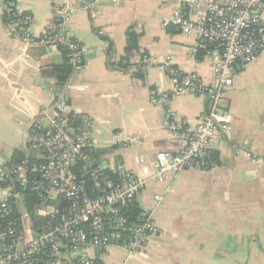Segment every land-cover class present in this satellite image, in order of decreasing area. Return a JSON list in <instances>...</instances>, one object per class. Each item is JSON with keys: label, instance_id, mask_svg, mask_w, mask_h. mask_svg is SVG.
I'll return each mask as SVG.
<instances>
[{"label": "crops", "instance_id": "obj_1", "mask_svg": "<svg viewBox=\"0 0 264 264\" xmlns=\"http://www.w3.org/2000/svg\"><path fill=\"white\" fill-rule=\"evenodd\" d=\"M70 1L16 0V7L32 17L30 30L38 36L53 29L54 10ZM175 7V0H104L96 20L78 10L68 21L84 47V66L72 70L66 82L71 87L68 112L91 117L92 153L103 168L116 160L148 177L157 153H178L185 146L181 136L173 137L162 127V109L150 104L151 97L170 90L168 75L159 66L143 69L140 62L142 53L159 63L171 56L180 72L212 80L209 63L193 56L194 36L161 27ZM130 27L138 35V50L126 53ZM63 61L60 50L44 47L32 48L25 59L0 16V164L16 149L24 154L29 125L56 98L50 90L59 89L40 71ZM226 97L233 130L230 139L211 147L220 165L181 171L169 184L149 183L136 199L142 209L151 210L153 196L163 197L152 217L159 234L150 239L146 252L131 260L118 248L122 258H112L111 249L104 255L107 263L264 264V50L234 76ZM170 107L177 121L192 128L207 110L208 99L187 93L173 97ZM137 134L140 144L122 145L123 137ZM231 143L245 144L262 161L254 165L236 157Z\"/></svg>", "mask_w": 264, "mask_h": 264}, {"label": "built area", "instance_id": "obj_2", "mask_svg": "<svg viewBox=\"0 0 264 264\" xmlns=\"http://www.w3.org/2000/svg\"><path fill=\"white\" fill-rule=\"evenodd\" d=\"M103 1L62 4L54 10L53 29L38 36L30 30L32 17L17 9L16 0H0V16L25 59L35 47H62L68 51L73 70L79 71L84 66V47L71 34L68 21L78 10L96 20ZM175 2L161 27L194 36L193 56L204 51L202 59L210 65L212 80L180 72L171 56L159 63L152 54L142 53L140 62L143 69L159 66L168 75L170 90L151 97L150 104L162 109V127L173 137L181 136L184 148L173 154L157 153L154 172L148 177L125 169L116 160L103 168L92 153V119L68 112L66 93L71 87L65 83L49 109L41 110L29 125L24 159L11 167L0 164V264H109L104 255L113 248L124 251L125 260L133 259L160 232L152 217L163 197L154 195V207L141 208L136 220L127 222L124 210L149 183L169 184L181 171L205 169L213 143L230 139L234 117L226 93L234 76L264 50V0ZM187 93L208 99L207 110L192 128L177 121L170 107L173 97ZM141 138L139 134L123 137L122 145L140 144ZM230 147L236 157L254 165L262 161L245 144L231 143ZM17 184L33 194V212L22 192L15 191ZM20 203L23 209L18 208Z\"/></svg>", "mask_w": 264, "mask_h": 264}, {"label": "trees", "instance_id": "obj_3", "mask_svg": "<svg viewBox=\"0 0 264 264\" xmlns=\"http://www.w3.org/2000/svg\"><path fill=\"white\" fill-rule=\"evenodd\" d=\"M59 50L62 52V55L64 56V61L61 64L58 65H51L46 68H42L40 71V74L42 78L46 81L48 80H54L55 86L59 89L62 88V86L66 83L67 79L72 73L73 65L70 63L69 54L68 51L64 48H59ZM138 50V35L134 33L133 27H130L126 31V46H125V52L130 53L133 51ZM204 51L198 50L197 51V58L201 59ZM24 159V154L21 150H14L11 157L8 161H6L5 166L11 167L21 160ZM30 162H33L31 159ZM208 166L203 170H209L215 166L220 165V161L217 155V152L209 151L208 157H207ZM109 176L112 178H115L112 173H109ZM2 185V184H1ZM15 191H20L24 195V202L26 203V206L28 207L30 212H33L34 210V204H35V198L32 193L29 191H22L18 184L14 186ZM137 198V197H136ZM141 207L139 203L137 202V199H135L131 205L124 210V215L127 218V222L136 220L137 217L141 216ZM17 217V213L15 212L14 217Z\"/></svg>", "mask_w": 264, "mask_h": 264}, {"label": "rangeland", "instance_id": "obj_4", "mask_svg": "<svg viewBox=\"0 0 264 264\" xmlns=\"http://www.w3.org/2000/svg\"><path fill=\"white\" fill-rule=\"evenodd\" d=\"M0 162H1V160H0ZM148 249L149 248L147 247V249L144 252H146ZM111 257L114 259H121L122 258L121 251L116 249V248H113Z\"/></svg>", "mask_w": 264, "mask_h": 264}, {"label": "water", "instance_id": "obj_5", "mask_svg": "<svg viewBox=\"0 0 264 264\" xmlns=\"http://www.w3.org/2000/svg\"><path fill=\"white\" fill-rule=\"evenodd\" d=\"M50 92H51L54 96H56V97L60 94V90H59V89H52V90H50ZM18 208H19V209H23V208H24V205L20 203V204H18ZM22 215L25 216V215H26V212L23 211V212H22Z\"/></svg>", "mask_w": 264, "mask_h": 264}]
</instances>
